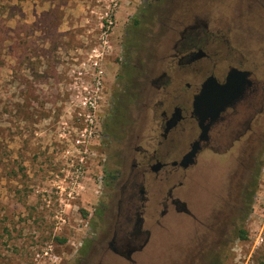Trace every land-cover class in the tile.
Masks as SVG:
<instances>
[{"label": "flooded vegetation", "instance_id": "af4514ba", "mask_svg": "<svg viewBox=\"0 0 264 264\" xmlns=\"http://www.w3.org/2000/svg\"><path fill=\"white\" fill-rule=\"evenodd\" d=\"M173 1L154 19L169 51L145 63L128 52L120 60L123 89L134 81V90L125 102L113 95L102 132L105 140L118 135L115 154L124 163L104 180L108 218L82 244L80 264H223L240 240L244 184L255 178L264 133V0H206L203 9L180 13ZM232 69L241 94L208 117L200 139L194 97L209 77L225 84Z\"/></svg>", "mask_w": 264, "mask_h": 264}, {"label": "rangeland", "instance_id": "374dc122", "mask_svg": "<svg viewBox=\"0 0 264 264\" xmlns=\"http://www.w3.org/2000/svg\"><path fill=\"white\" fill-rule=\"evenodd\" d=\"M205 1L174 0L172 8L203 9ZM148 2L142 17L144 0H0V264H80L82 244L108 218L104 180L124 162L115 154L118 135L105 140L102 122L113 95L124 101L134 90V81L125 92L126 80L118 78L132 17L138 19L133 60L169 51L154 22L166 0ZM107 18L113 23L100 61L103 93L95 136L83 152L75 143L74 124L84 122L76 106ZM128 110L135 116L133 103ZM253 160L255 178L244 184L241 210L246 238L223 264H264V133Z\"/></svg>", "mask_w": 264, "mask_h": 264}, {"label": "built area", "instance_id": "2783aa9c", "mask_svg": "<svg viewBox=\"0 0 264 264\" xmlns=\"http://www.w3.org/2000/svg\"><path fill=\"white\" fill-rule=\"evenodd\" d=\"M112 23L111 19H106L104 23L105 29L101 34L100 46L92 49V55L95 57L90 64L92 70L89 74L87 73L85 89L81 91L79 103L76 106L77 114L83 118L84 122L74 124L78 128L75 143L78 147L83 148V152H86L90 140L95 136L96 132L94 122L96 121V111L99 99L102 97L104 82V69L100 61L105 51L111 47L109 34ZM79 73L82 74L83 72L79 71Z\"/></svg>", "mask_w": 264, "mask_h": 264}, {"label": "water", "instance_id": "95a60500", "mask_svg": "<svg viewBox=\"0 0 264 264\" xmlns=\"http://www.w3.org/2000/svg\"><path fill=\"white\" fill-rule=\"evenodd\" d=\"M235 72V69L229 72L225 84H219L214 77L207 78L202 84L200 92L195 95L193 107L202 130L200 139L205 138L207 135L209 123H206V120L208 117L214 119L218 116L223 107L231 103V101L241 94L242 87L238 83L240 77L238 73ZM173 121H175V119L168 122L167 126L169 127ZM194 151L195 146H193L192 150L181 160L182 166H188Z\"/></svg>", "mask_w": 264, "mask_h": 264}, {"label": "trees", "instance_id": "16d2710c", "mask_svg": "<svg viewBox=\"0 0 264 264\" xmlns=\"http://www.w3.org/2000/svg\"><path fill=\"white\" fill-rule=\"evenodd\" d=\"M135 23L138 24V19H135ZM137 33H138L137 31H133L131 32L130 38L128 40H126V38L124 39L123 41L124 55H126V52H128V54H132L138 49V46L133 41V38L134 36H136ZM240 238L243 239L246 238L245 231H242Z\"/></svg>", "mask_w": 264, "mask_h": 264}]
</instances>
